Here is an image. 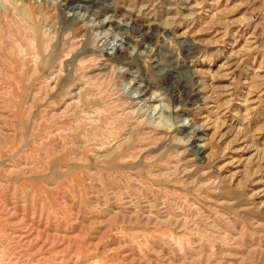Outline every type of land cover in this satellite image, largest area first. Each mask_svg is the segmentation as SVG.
Segmentation results:
<instances>
[{
    "label": "rangeland",
    "instance_id": "1",
    "mask_svg": "<svg viewBox=\"0 0 264 264\" xmlns=\"http://www.w3.org/2000/svg\"><path fill=\"white\" fill-rule=\"evenodd\" d=\"M0 264H264V0H0Z\"/></svg>",
    "mask_w": 264,
    "mask_h": 264
}]
</instances>
